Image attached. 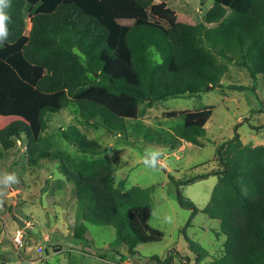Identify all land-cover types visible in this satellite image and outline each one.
Wrapping results in <instances>:
<instances>
[{
  "label": "trees",
  "instance_id": "trees-1",
  "mask_svg": "<svg viewBox=\"0 0 264 264\" xmlns=\"http://www.w3.org/2000/svg\"><path fill=\"white\" fill-rule=\"evenodd\" d=\"M7 11L11 22L0 46V115L16 118L0 129V145L11 149L25 135L34 147L29 146L32 163L42 157L57 160L75 195L71 236L102 258L104 250L86 236V221L111 225L115 237L108 245H125L122 264L137 253L138 243L163 236L148 223L152 187L125 189V178L116 185V167L106 158L36 153L46 114L72 106L93 127L134 144L126 121L140 119L153 102L223 87L230 64L246 68L252 78L264 77V0H213L204 21L196 24L178 21L165 1L152 0H11ZM211 113L210 105L168 110L166 116L181 117L179 124L166 130L135 126L149 143L173 150L205 136ZM252 127L264 130V123ZM58 135L82 154L107 150L75 124L59 127ZM216 159L220 169L204 174L217 175V181L202 209L179 189L198 176L168 175L179 204L191 210L182 231L201 211L217 219L225 235L224 256L211 264H264V144L243 143L236 133L217 148ZM188 247L196 262L207 255L196 242L188 241ZM151 257L157 264L173 259L171 254Z\"/></svg>",
  "mask_w": 264,
  "mask_h": 264
},
{
  "label": "rangeland",
  "instance_id": "rangeland-1",
  "mask_svg": "<svg viewBox=\"0 0 264 264\" xmlns=\"http://www.w3.org/2000/svg\"><path fill=\"white\" fill-rule=\"evenodd\" d=\"M165 1L178 21L196 24L204 21L213 0H152ZM30 23L26 21L25 33ZM223 87L209 89L197 95L184 94L153 102L137 120H127V136L134 142L126 143L102 127H93L82 119L72 106L47 113L46 129L36 143V153L47 150L65 153L74 160L80 157L106 158L116 167L115 184L125 178V189L137 185L152 187L150 192L152 213L148 223L163 231L159 241L138 243L137 253L128 256L122 264H157L153 254L172 255L171 264H211L224 256L225 235L220 232L217 219L198 211L190 225L182 231L191 210L182 207L177 198L174 179L195 177L179 186L181 194L198 209L207 203L217 175L205 173L220 169L216 159L217 148L236 133L243 143L264 144V130L252 126L264 123V77L252 78L246 68L234 64L221 79ZM229 85H243L244 89ZM211 106L212 113L205 124L206 134L196 144L182 142L170 150L149 143L136 129L146 124L166 130L181 122L180 116L168 117L165 111L197 109ZM14 116L0 115V129L13 121ZM75 124L88 138L95 139L106 151L92 155L82 154L73 144L58 135L59 127ZM29 143L25 135L17 139L11 149L0 145V173H15L18 183L0 191V264H118L125 245L109 246L115 237L111 225L86 221V236L94 247H101L105 256L100 258L89 247L75 240L72 234L76 204L72 184L60 172L57 160L37 158L32 163ZM145 148L164 151L167 166L158 170L146 168L142 163ZM18 220L24 222L19 226ZM20 234V242L15 237ZM186 234V237H185ZM188 241L200 244L207 255L196 262Z\"/></svg>",
  "mask_w": 264,
  "mask_h": 264
},
{
  "label": "clouds",
  "instance_id": "clouds-1",
  "mask_svg": "<svg viewBox=\"0 0 264 264\" xmlns=\"http://www.w3.org/2000/svg\"><path fill=\"white\" fill-rule=\"evenodd\" d=\"M10 7L11 0H0V46L6 42L7 37L10 35L8 24L11 22V16L7 11ZM164 156L165 153L160 148H145L143 150L142 163L148 169L158 170L167 166ZM18 182V177L15 173H0V188L7 189ZM3 195L4 193L0 191V196Z\"/></svg>",
  "mask_w": 264,
  "mask_h": 264
},
{
  "label": "built area",
  "instance_id": "built-area-1",
  "mask_svg": "<svg viewBox=\"0 0 264 264\" xmlns=\"http://www.w3.org/2000/svg\"><path fill=\"white\" fill-rule=\"evenodd\" d=\"M20 234H18L16 237H15V239H16V241H18V242H20Z\"/></svg>",
  "mask_w": 264,
  "mask_h": 264
},
{
  "label": "water",
  "instance_id": "water-1",
  "mask_svg": "<svg viewBox=\"0 0 264 264\" xmlns=\"http://www.w3.org/2000/svg\"><path fill=\"white\" fill-rule=\"evenodd\" d=\"M18 224H19V226H23V225H24V222L21 221V220H18ZM125 253H126V252H125Z\"/></svg>",
  "mask_w": 264,
  "mask_h": 264
},
{
  "label": "crops",
  "instance_id": "crops-1",
  "mask_svg": "<svg viewBox=\"0 0 264 264\" xmlns=\"http://www.w3.org/2000/svg\"><path fill=\"white\" fill-rule=\"evenodd\" d=\"M199 139V138H198ZM183 142H186V141H183ZM186 143H190V142H186ZM176 149V148H175Z\"/></svg>",
  "mask_w": 264,
  "mask_h": 264
}]
</instances>
